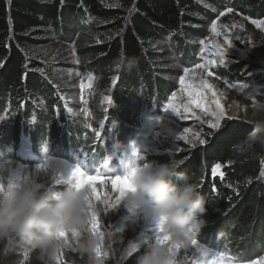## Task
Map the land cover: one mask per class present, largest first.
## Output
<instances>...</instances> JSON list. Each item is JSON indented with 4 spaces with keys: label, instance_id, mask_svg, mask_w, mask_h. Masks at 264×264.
I'll use <instances>...</instances> for the list:
<instances>
[{
    "label": "rangeland",
    "instance_id": "1",
    "mask_svg": "<svg viewBox=\"0 0 264 264\" xmlns=\"http://www.w3.org/2000/svg\"><path fill=\"white\" fill-rule=\"evenodd\" d=\"M196 1L201 13L194 14L193 22L184 25L183 30L160 36L162 39L156 44L147 46L153 54L148 66L153 72L150 74L151 95L145 92L147 84L140 82L135 89L131 86L120 89L125 99L118 103L114 100V93L121 84V76H113L107 89L100 86L99 79L90 71L83 73L79 70L74 42L77 35L71 34V27L70 33H66L70 42L63 43L69 53L68 61L64 59L66 64H56L55 80L50 79L56 82L57 103L52 105L56 131L51 132L47 123L42 128L43 121H48L45 102L40 99L44 96L36 99L30 113L23 118L13 120L15 114L11 105H6L0 113V157L12 153L27 137L35 146L34 154H43L42 144L45 143L53 148L58 158L45 157L33 165L20 163L18 161L22 160L18 159L0 160V168L6 169L8 175L23 172L30 179L37 174L38 166L47 161L45 169L38 172L39 176L59 189L63 184H57L54 178L60 175L61 162L64 172L80 164L88 175L98 172L126 175L113 166L114 158L107 154L127 148L131 139L144 140L140 148L145 162L162 159L159 163H166L171 156L185 157L188 150L203 146L202 127L211 128L209 122L216 123L215 116L207 115L195 105H188L189 111L180 107L179 114L172 108L164 111L169 104H186L189 85L203 91L211 112L219 111L215 101H220L224 111L220 126L225 119L248 122L251 108L264 102V7L248 0ZM50 34L57 41L53 29ZM237 66L242 68L239 72L241 79L232 77ZM185 69H189L187 75ZM182 77L184 86L180 84ZM150 107L157 109L155 115L150 112ZM186 128L190 131L185 134L183 130ZM97 132H101L99 139ZM85 153L87 160L84 159ZM33 161V158L26 159V162ZM179 164V171L189 176L186 162ZM102 168L105 171L102 172ZM221 172L219 169L216 176ZM98 188L101 197L99 200L94 198V202L99 210L96 214L99 225L93 232L89 224V231L104 237L99 258L102 264H134L133 252L142 250L145 240L155 238L158 224L142 212L135 216L128 213L121 204L119 193L110 184L98 185ZM207 221L208 225L197 238L201 246L241 262L264 255L263 228L249 229L235 237L228 217L215 225L211 224V219ZM25 252L18 241L8 248L0 246V264H36L29 254L25 259ZM175 257L177 264H197L201 259L199 250L192 244L181 248ZM56 264H87V260L66 250Z\"/></svg>",
    "mask_w": 264,
    "mask_h": 264
},
{
    "label": "trees",
    "instance_id": "2",
    "mask_svg": "<svg viewBox=\"0 0 264 264\" xmlns=\"http://www.w3.org/2000/svg\"><path fill=\"white\" fill-rule=\"evenodd\" d=\"M248 1L264 7V0ZM195 13H201L196 0H0V113L11 105L13 120L23 118L44 96L40 99L48 121L41 115L42 128L47 123L51 132L56 131L52 113L56 82L51 80H55L54 67L68 61L63 43L70 42L66 33L71 27V34L77 35L79 70L90 71L107 89L113 76H121L116 103L125 99L120 89H135L140 82L147 84L145 92L150 96L153 72L148 66L153 54L147 46L166 33L183 30L195 20ZM241 69L234 68L233 79H241ZM202 129L203 146L170 160L186 162L189 177L199 184L209 203L204 219L215 225L228 217L235 237L257 227L264 232V146L242 147L252 131L246 121L225 119L217 130ZM216 163L221 164L223 179L211 174Z\"/></svg>",
    "mask_w": 264,
    "mask_h": 264
},
{
    "label": "clouds",
    "instance_id": "3",
    "mask_svg": "<svg viewBox=\"0 0 264 264\" xmlns=\"http://www.w3.org/2000/svg\"><path fill=\"white\" fill-rule=\"evenodd\" d=\"M248 122L252 131L242 147L264 146V102L251 108ZM179 167L175 160L145 162L143 157L129 168L131 189L123 194L121 204L133 216L142 212L158 225L163 221L170 237L168 244L153 239L135 250L134 264H177L171 247L190 246L208 225L204 219L208 200L199 184ZM10 176L0 168V246L8 248L18 241L36 264H56L66 250L86 258L87 264H102L98 250L104 237L89 231L93 214L99 210L88 187L66 183L57 189L38 172L24 182H10Z\"/></svg>",
    "mask_w": 264,
    "mask_h": 264
},
{
    "label": "snow or ice",
    "instance_id": "4",
    "mask_svg": "<svg viewBox=\"0 0 264 264\" xmlns=\"http://www.w3.org/2000/svg\"><path fill=\"white\" fill-rule=\"evenodd\" d=\"M255 23V21H253ZM213 28H215V25H213ZM197 67H200V65H197ZM189 69H185V75H187ZM180 84L182 86L185 85V79L182 77L180 79ZM241 87L247 88V85H240ZM187 95H188V101L186 102L185 105L182 106H177L175 104H169L164 108V111L167 112L169 108H172L173 111L177 112V114L180 113V107L184 108V111H189L188 105H195L196 107L201 108L203 111L206 112L207 115H212L215 116L216 118V123L213 124L212 122H209V127L211 128H219L220 127V120L224 116V111L223 107L220 104L219 100H216L215 103L217 105V108L219 111L213 113L211 112L207 105H206V100L204 97V93L202 90L196 88L194 85H189V88L187 90ZM215 95V93H213ZM175 98V94H173V99ZM111 102V101H109ZM184 133H188L190 129H184ZM97 139L101 137V132L96 133ZM201 143H205V141H201ZM87 158V153L84 154V159ZM143 158V155L141 153V148L137 146L136 143H133L131 145V157L128 161V167L131 168L132 165L136 162L137 159ZM47 161L45 163H42L38 166L37 171L44 170L46 167ZM61 167L59 169L60 175L58 178H54L55 182L57 184H66V183H75L77 188H82V187H88L93 194V199L99 200L101 197V191L98 188V185L100 186H105L110 184L112 189L116 192L119 193L120 199H122L123 194L131 189V175L133 174L132 172H128L126 175H108L105 173L98 172L95 175H88L83 168L81 167L80 164H77L76 166L70 167V170L67 172L63 171L64 165L61 162ZM105 167H107V164H105ZM221 169V164L216 163L212 170L211 174L213 177L217 175V171ZM262 176H264V172L261 173ZM221 179H223L224 174L221 172L220 173ZM29 178L23 173L19 174H13L10 176V182L11 180H15L17 182H24L28 180ZM3 185L0 184V188H2ZM134 190V189H133ZM215 191V189H213ZM119 202V201H117ZM91 224V229L93 232L98 228L99 225V220L96 217L95 214H93V218L90 222ZM62 236H65L67 234L62 233ZM153 239L150 240H145L143 244L151 242ZM156 243L159 244H168L170 243V237L168 233L165 230L164 223L163 221L160 222L158 225V229L154 238ZM192 245L196 247L199 250L201 259L197 262V264H264V255L259 256L258 258L249 260L247 262H241V261H236L233 260L232 257L226 256L225 253L214 251L210 248H206L200 245V243L197 240L192 241ZM181 248L178 246H172L171 251L174 256L177 255ZM100 249L98 250V255H99ZM28 253H24L25 259H27Z\"/></svg>",
    "mask_w": 264,
    "mask_h": 264
}]
</instances>
